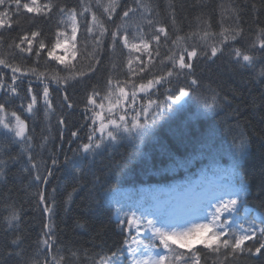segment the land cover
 <instances>
[{
	"label": "trees",
	"instance_id": "1",
	"mask_svg": "<svg viewBox=\"0 0 264 264\" xmlns=\"http://www.w3.org/2000/svg\"><path fill=\"white\" fill-rule=\"evenodd\" d=\"M8 3L0 5L7 13L0 25V113L20 119L23 131L18 136L0 123V264L124 261L135 230L118 195L132 192L137 202L146 191L215 175L236 195V211L225 216L231 232L251 226L259 240L240 249L232 248L231 233L208 247L169 243L164 264H193V256L196 264H264L256 253L264 243V0H41L48 7L39 15ZM69 14L77 38L74 56L61 64L47 53L68 33ZM124 36L148 46L135 69L127 66ZM182 55L190 68L180 67ZM32 96L37 103L29 111ZM149 97L163 107L149 106ZM143 117L151 126L138 141L115 132L107 142L93 132L102 122ZM90 135L101 146L85 151ZM218 227L209 237L228 231Z\"/></svg>",
	"mask_w": 264,
	"mask_h": 264
},
{
	"label": "rangeland",
	"instance_id": "2",
	"mask_svg": "<svg viewBox=\"0 0 264 264\" xmlns=\"http://www.w3.org/2000/svg\"><path fill=\"white\" fill-rule=\"evenodd\" d=\"M31 6V0H26ZM41 6V0H39ZM69 25L68 33L61 34L58 39L70 41L71 30L76 28L75 19L72 14L66 16ZM128 46L126 47L123 40L122 43L128 53L127 66L135 69L139 67L140 55H143L147 45L139 36L134 38L127 37ZM135 44L137 49H132L131 45ZM67 52H60L65 57L64 63L70 61L74 52L71 43L64 44ZM60 63V62H59ZM61 63V64H64ZM145 115V114H144ZM133 120V119H132ZM139 127L131 128L129 131L124 130L122 122L117 130L111 123L106 124L108 127L104 133H101L104 141H114L107 136L108 131L123 133L128 138L137 141L148 131L151 123L147 117L136 119ZM0 123L2 127L11 130L14 133L23 131V124L20 119L15 116L0 113ZM145 198L133 202L130 200L133 196L132 192L124 191L118 195V206L121 213L127 212L129 219H133V227L135 230L133 240L130 243V253L124 261H108L104 264H156L160 256H165L167 250L161 242L159 233L171 234V229L182 228L191 223L209 224L211 229L218 230V222L213 221V213L215 206L220 203H226L229 200H235L236 195L222 179V175L210 176L205 179H199L192 184L183 185L181 187L160 188L155 191H146ZM225 216L228 214H224ZM151 220L155 227L149 226L147 221ZM159 229V233H157ZM209 238V231L203 232L199 236L193 237L190 241L185 242L186 248H190L201 244L204 239ZM172 243V241H169ZM160 245V246H159Z\"/></svg>",
	"mask_w": 264,
	"mask_h": 264
},
{
	"label": "snow or ice",
	"instance_id": "3",
	"mask_svg": "<svg viewBox=\"0 0 264 264\" xmlns=\"http://www.w3.org/2000/svg\"><path fill=\"white\" fill-rule=\"evenodd\" d=\"M6 2H8V0H0V5H5ZM12 4H15L17 9H19L22 6L24 9H26L27 12L36 13L38 15L41 14L42 12H44L45 10H47V7H48L47 5H44L43 8H42L40 6V4H39V0H31V6L28 3H24L23 5H21L20 0H10V3H8V7L10 8ZM6 14H7L6 12L0 13V25L3 24V17ZM124 15L127 16L128 13L125 12ZM89 31H91V30L89 29ZM159 31L163 32L164 29H160ZM76 33H77V29L75 27H73L72 30H71L70 41L65 39L63 41V43H62L61 40L57 39L55 44L52 46L51 50L48 51L47 55L54 61H57V62H60V63H64L65 57L63 55H61V54H58V50L60 52H67V49L64 48V44H68V43H71L72 47L74 48V46H75L74 42L76 41V38H77ZM37 35H38L37 33H32L33 37H36ZM113 35H114V39H115V34H113ZM121 39L123 40L125 46L127 47L128 46L127 36L121 37ZM155 39L159 40V35H157L155 37ZM24 40H27L28 45H29V51H31V41L28 40L27 37H24ZM144 47H148V46L144 45ZM40 48L44 49L45 45L43 43H41L40 44ZM131 48L138 50L137 46L135 44L131 45ZM260 48H261V50H264V41H261ZM69 55H73L74 56V52L73 53H69ZM187 55L189 56V58H191L192 56L196 55V52L192 51V52L188 53ZM211 55L212 56H216V49L215 48L212 49ZM236 55L239 57L240 53L237 52ZM242 58H243L244 61H247V62L251 63V57H249L248 55H243ZM180 62H181L180 63V67L181 68H185V67L190 68L191 67V64H185L184 63V56L183 55L180 57ZM151 83L152 82L150 81L149 84L151 85ZM157 83H159V81H157ZM193 83H195V81H193ZM141 90H144V86L143 85H141ZM31 91H32V88L30 86L29 87V92H31ZM43 92H44V97L46 98L48 96V88L45 87L43 89ZM121 92H123V89H121ZM180 95L181 96L186 95V93L184 92L183 89L180 90ZM167 99L169 101L172 100V95H169L167 97ZM176 99L179 100L180 97L177 96ZM132 101L133 102L135 101V93L133 94ZM89 102L90 103H94V101H92L91 99H90ZM35 103H37V96H32V101L28 105V110L29 111L32 110V105L35 104ZM45 104L46 105L48 104L47 99H45ZM148 104H149V106L155 104L156 109H160V108L163 107V105L161 103H158L157 101H153L150 97L148 99ZM0 107H2V106H0ZM141 110L145 114V116L148 115V113H149V109L148 108H142ZM132 111H134V109ZM138 115L139 114H137V116ZM125 120H126V115H122V116L119 117V121H125ZM61 123H63V121H61ZM110 123L117 130L120 128V124L117 122V120L112 119L110 121ZM129 124L131 125V128H137V127L140 126L138 120H136L134 118L133 120L128 121L127 123L124 124L123 127H124L125 131H129L130 130L129 126H128ZM107 127H108V125H106V124H104L102 122L100 124L99 129L94 128L93 132L95 133L96 131H99L101 133H104L105 129ZM21 134H22L21 132H17L16 133V135H18V136L21 135ZM73 135H75V133H73ZM107 136L109 138H111V139H115L113 131H108L107 132ZM92 140H93V136L90 135L88 137L89 143L84 144L85 151H88L93 146L95 148H99L101 146L100 143H96L95 145H93L91 143ZM36 180L39 181V182H46V178H43V177H40V176H37ZM41 202L46 205V207L44 208V211L51 213L52 212V208L50 206H47V201L45 200V197L43 196V194H41ZM236 205H237V201L233 199V200L227 201L226 203H220V204L215 206V212L213 213V221L214 222H218L221 228H227L228 231H224V232H221V233H214L211 237H209L207 239H204L203 243H204V245L206 247L210 246L214 241L219 240L220 236L227 237L230 233H231L232 241H233V243L231 245L233 249H240L241 245L244 244L245 240L252 239V238H256L257 240H259V237L256 236V229L252 228L251 226L249 228H247V229H244L243 225H241L242 234H240V235H237L236 233L231 232V225L227 222V218L225 217L224 214L231 215V213L236 211ZM126 223H127L128 226L133 225V219H128L126 221ZM147 224L149 226L155 227L153 221H151V220H148ZM122 227H123V222H122ZM156 231H157V233H159V229H157ZM206 231H211V228H210L209 224L197 225L195 228L189 230L188 232H184V233H181V234H176V233H172L170 235L169 234H165V233H159V234L161 236V242L164 244L165 247H168V242L169 241H172V243L179 242L181 244V246L183 247V246H185V242L186 241H190L193 237L199 236L200 234H202L203 232H206ZM259 232H260V236H264V228H260ZM125 242H127V241H125ZM223 243H224L225 246H227L228 243H229L228 239H225L223 241ZM261 249H264V243H261L260 247L256 248V253L264 255V253H261ZM248 250L251 251V248H249ZM189 259L193 260V264H196L195 256L190 257ZM164 260H165V256L161 255L159 261H157L156 264H164ZM101 264H103V261L101 262ZM184 264H188V262L185 261Z\"/></svg>",
	"mask_w": 264,
	"mask_h": 264
}]
</instances>
